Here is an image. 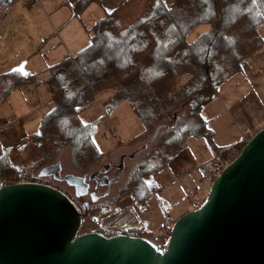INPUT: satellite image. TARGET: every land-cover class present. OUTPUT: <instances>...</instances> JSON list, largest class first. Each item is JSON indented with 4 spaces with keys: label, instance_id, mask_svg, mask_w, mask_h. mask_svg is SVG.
<instances>
[{
    "label": "trees",
    "instance_id": "1",
    "mask_svg": "<svg viewBox=\"0 0 264 264\" xmlns=\"http://www.w3.org/2000/svg\"><path fill=\"white\" fill-rule=\"evenodd\" d=\"M86 1L80 0L77 9ZM263 18L264 0H172L170 7L162 0H125L91 28L88 47L53 66L44 80L24 76L18 70L0 75L4 83L0 102L15 88L45 82L53 104L42 116L39 131L31 135L38 159L19 167L8 153L2 155L0 188L28 181L52 186L54 181L42 173L64 147L71 148L75 165L89 166L102 160L105 153L94 139L96 123H84L80 113L99 92L114 89L107 104L116 107L127 101L145 124V133L158 134L131 170L121 195L132 197L137 205L147 203L152 195L147 177L165 168L185 139L214 142V133L201 112L215 98L217 89L242 71V62L264 47L258 31ZM201 22H208L210 28L187 44L186 34ZM188 73L191 79L187 84L170 94L176 78ZM148 113L152 121L146 127ZM85 141H91L90 146ZM247 141L217 152V162L208 168L218 172L212 182L237 158ZM207 195L201 201L189 197V208L173 221L166 217L160 230L169 237L173 223L198 208ZM154 242L161 249L167 243Z\"/></svg>",
    "mask_w": 264,
    "mask_h": 264
},
{
    "label": "rangeland",
    "instance_id": "2",
    "mask_svg": "<svg viewBox=\"0 0 264 264\" xmlns=\"http://www.w3.org/2000/svg\"><path fill=\"white\" fill-rule=\"evenodd\" d=\"M35 1L36 5L33 6L32 0H16L9 13L0 16V75L18 70L24 76L38 75L45 78L52 66L74 57L88 47L93 36L91 28L125 0H104L103 5L99 0H87L78 9L75 7L80 0ZM162 2L166 7L172 4V0ZM209 28L208 22L199 23L186 34V43H193ZM189 74L178 77L171 85L169 93H176L187 84L191 77ZM239 78L241 75L232 76L227 84H236ZM237 84L245 83L241 79ZM2 89L0 84V99ZM114 93V89L99 92L90 100L88 108L80 113L84 123H96L94 139L104 153L113 147L143 146L153 135L145 133V124L127 101L116 107L107 104ZM52 108L51 93L45 82L15 88L5 101L0 102V126L4 127V131L0 132V157L8 153L10 159L19 167L36 161L38 154L30 135L39 131L42 116ZM215 108L221 110L218 101L213 105L214 111ZM203 110V117L208 118L209 111ZM223 114L225 117V113ZM10 120L12 122H8ZM151 121L148 113L146 127ZM225 121L228 123L227 119ZM221 122L217 118V126L222 128L216 139L217 144L210 143L205 138L185 139L183 146L171 157L168 165L147 177L152 191L147 209L138 218L136 211L140 207H129L117 221L119 227L145 221V231L149 238L160 244L168 240L169 237L164 234L163 229L160 230L165 218L169 217L173 221L182 215L189 208V197L193 196L201 201L206 196L211 182H205V179L215 170L208 168L217 162V152L227 148L228 142L234 139L233 123L227 125ZM9 123L12 124L7 126ZM71 154L70 147L62 148L57 159L44 168L60 162L63 172L71 173ZM204 175V181L201 182ZM87 227L89 226H83L80 233H86Z\"/></svg>",
    "mask_w": 264,
    "mask_h": 264
},
{
    "label": "water",
    "instance_id": "3",
    "mask_svg": "<svg viewBox=\"0 0 264 264\" xmlns=\"http://www.w3.org/2000/svg\"><path fill=\"white\" fill-rule=\"evenodd\" d=\"M81 209L38 182L0 188V264H264V127L177 219L166 247L148 238L80 233Z\"/></svg>",
    "mask_w": 264,
    "mask_h": 264
},
{
    "label": "flooded vegetation",
    "instance_id": "4",
    "mask_svg": "<svg viewBox=\"0 0 264 264\" xmlns=\"http://www.w3.org/2000/svg\"><path fill=\"white\" fill-rule=\"evenodd\" d=\"M15 1L0 0L1 17L9 13ZM0 84L4 83L0 81ZM157 135H152L143 146L113 147L104 154L102 160L92 166H78L71 160L73 167L71 173L63 172L60 162L45 168L42 174L47 175L50 180L53 179L52 186L64 194L67 193L66 195L83 212L80 231L83 226H89L86 233L96 232L106 236L123 234L150 239L145 231L147 227L145 221L130 225L123 224L122 227L117 225V221L129 210V207H140L137 211L134 210L138 218L147 209V203L137 205L132 197H121V195L131 170L138 163V158L154 142ZM150 240L154 242L153 239Z\"/></svg>",
    "mask_w": 264,
    "mask_h": 264
},
{
    "label": "crops",
    "instance_id": "5",
    "mask_svg": "<svg viewBox=\"0 0 264 264\" xmlns=\"http://www.w3.org/2000/svg\"><path fill=\"white\" fill-rule=\"evenodd\" d=\"M99 1L101 5H103L104 0ZM77 7L78 5L75 9H77ZM258 31L264 41V24ZM241 68L242 71L237 74V76L241 75V78H239L236 84L229 85L226 82L221 85L216 91L215 98H213L203 110L205 111L207 109L209 111L208 118L204 117V119L214 133L213 138L215 144H217L216 139L222 129H219V126H217V118L227 125L228 123L229 125L233 123L234 139L228 142L227 148L234 147L240 141L249 140L250 136L252 137L264 127V47L253 55H249L245 61L242 62ZM49 72L50 70L46 77ZM34 77L39 80H44L46 78H40L38 75H34ZM241 79H243L245 84H237ZM217 101L221 105V110L215 108L214 111L213 105ZM223 113H225V117L222 116L224 115ZM232 113H234V115ZM225 119H227L228 123Z\"/></svg>",
    "mask_w": 264,
    "mask_h": 264
},
{
    "label": "bare ground",
    "instance_id": "6",
    "mask_svg": "<svg viewBox=\"0 0 264 264\" xmlns=\"http://www.w3.org/2000/svg\"><path fill=\"white\" fill-rule=\"evenodd\" d=\"M224 8V7H223ZM221 10V9H220ZM221 15V14H220ZM221 17V16H220ZM264 19V18H263ZM150 21V20H149ZM118 22V21H117ZM124 24V23H123ZM207 24V23H206ZM117 27V26H116ZM115 27V28H116ZM118 28V27H117ZM138 30V29H137ZM145 30V29H144ZM217 34V33H216ZM111 36V35H110ZM231 36V35H230ZM109 37V36H108ZM111 38V37H110ZM194 50V49H193ZM210 54V53H209ZM186 55V54H185ZM149 56V55H148ZM114 59V58H113ZM143 59V58H142ZM186 60V59H185ZM178 61V60H177ZM153 63V62H152ZM211 63V62H210ZM164 64V63H163ZM172 64V63H171ZM117 65V64H116ZM149 67V66H148ZM222 67V66H221ZM205 72H207V71H205ZM136 73V72H135ZM70 74V73H69ZM183 75V74H182ZM185 75V74H184ZM217 75V74H216ZM218 78V77H217ZM176 79H178V78H176ZM191 79V78H190ZM60 81V80H59ZM135 81V80H134ZM217 81V80H216ZM61 83V82H60ZM175 88V87H174ZM57 96H58V94H57ZM52 97H53V95H52ZM160 99V98H159ZM72 106V105H71ZM85 106V105H84ZM130 107H131V105H130ZM187 108V107H186ZM64 109V108H63ZM75 111V110H74ZM70 113H71V110L69 111ZM62 113V112H61ZM64 115V114H63ZM73 116V115H72ZM56 117V116H55ZM67 117V116H66ZM78 117V116H77ZM63 118V117H62ZM68 118V117H67ZM64 119V118H63ZM79 119V118H78ZM61 121V120H60ZM66 121V120H65ZM78 121V120H77ZM50 123V122H49ZM73 123H74V121H73ZM79 123V122H78ZM81 124V123H80ZM63 124H61L60 126H62ZM91 125V124H90ZM73 126V125H72ZM83 126V125H82ZM52 127V126H51ZM81 127V126H80ZM89 127V126H88ZM58 128V127H57ZM50 129V128H49ZM85 129V128H84ZM58 131V130H57ZM49 132V131H48ZM61 132V131H60ZM54 133V132H53ZM78 133V132H77ZM89 133V132H88ZM48 134V133H47ZM40 135V134H39ZM75 135V134H74ZM31 136V135H30ZM78 138H80V137H78ZM192 138V137H191ZM84 139V138H83ZM88 140H89V138H88ZM67 141V140H66ZM55 142V141H54ZM64 142H65V140H64ZM82 142V141H81ZM91 142V141H90ZM90 142L88 143V141L86 142L85 141V143L84 144H88V146H90L89 144H90ZM45 143V142H44ZM73 143H74V141H73ZM58 144V143H57ZM77 144H79V143H77ZM35 146V145H34ZM54 146V145H53ZM52 146V147H53ZM88 146H87V148H88ZM50 147V146H49ZM60 148V147H59ZM8 151V150H7ZM46 151V150H45ZM81 151V150H80ZM95 152V151H94ZM74 153V152H73ZM81 153V152H80ZM85 153H86V151H85ZM53 154V153H52ZM85 155V154H84ZM91 155V154H90ZM102 155V154H101ZM93 156V155H92ZM94 156H96V155H94ZM32 157V156H31ZM50 157V156H49ZM79 157V156H78ZM83 158V157H82ZM88 159V158H87ZM102 159V158H101ZM167 160V159H166ZM100 161V160H99ZM95 164V163H94ZM52 165V164H51ZM87 165V164H86ZM92 166V165H91ZM32 169V168H31ZM144 170V169H143ZM144 172V171H143ZM31 173V172H30ZM150 173V172H149ZM150 175V174H149ZM145 176V175H144ZM29 182V181H28ZM136 182V181H135ZM7 183V182H6ZM138 183V182H137ZM139 184V183H138ZM137 185V184H136ZM139 186V185H138ZM137 186V187H138ZM141 186V185H140ZM134 187H136V186H134ZM144 190V189H143ZM134 191H135V189H134ZM125 192V191H124ZM124 192H123V194H124ZM67 194V193H66ZM68 195V194H67ZM135 196V195H134ZM123 197H125V196H123ZM139 200V199H138ZM143 204V203H142ZM93 210V209H92ZM97 210H98V208H97ZM95 211H96V209H95ZM90 215V214H89ZM89 217V216H88ZM93 219V218H92ZM163 224V223H162ZM123 229V228H122ZM135 231V230H134ZM100 232V231H99ZM105 232V231H104ZM136 232V231H135ZM134 233V232H133ZM139 233V232H138ZM137 235V234H136ZM109 236V235H108ZM151 239V238H150Z\"/></svg>",
    "mask_w": 264,
    "mask_h": 264
},
{
    "label": "built area",
    "instance_id": "7",
    "mask_svg": "<svg viewBox=\"0 0 264 264\" xmlns=\"http://www.w3.org/2000/svg\"><path fill=\"white\" fill-rule=\"evenodd\" d=\"M32 5L33 6H35L36 5V1L35 0H32ZM8 122H12V120H10V121H8ZM12 123H9V124H7V126H10ZM4 131V127L3 126H0V132H3ZM218 174V172L217 171H215V172H213V174H211V175H208V177L205 179V182H211L212 183V176L213 175H217Z\"/></svg>",
    "mask_w": 264,
    "mask_h": 264
},
{
    "label": "snow or ice",
    "instance_id": "8",
    "mask_svg": "<svg viewBox=\"0 0 264 264\" xmlns=\"http://www.w3.org/2000/svg\"><path fill=\"white\" fill-rule=\"evenodd\" d=\"M25 74H27V73H25Z\"/></svg>",
    "mask_w": 264,
    "mask_h": 264
}]
</instances>
